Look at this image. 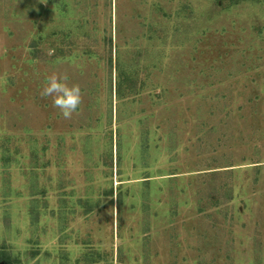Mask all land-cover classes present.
Returning <instances> with one entry per match:
<instances>
[{"label":"rangeland","instance_id":"1","mask_svg":"<svg viewBox=\"0 0 264 264\" xmlns=\"http://www.w3.org/2000/svg\"><path fill=\"white\" fill-rule=\"evenodd\" d=\"M0 264H264V0H0Z\"/></svg>","mask_w":264,"mask_h":264},{"label":"clouds","instance_id":"2","mask_svg":"<svg viewBox=\"0 0 264 264\" xmlns=\"http://www.w3.org/2000/svg\"><path fill=\"white\" fill-rule=\"evenodd\" d=\"M54 50L49 51V55ZM43 98H50L52 106L58 109L59 114L68 119L77 112L82 100L81 88L78 84H69L66 74L52 73L47 76L39 91Z\"/></svg>","mask_w":264,"mask_h":264}]
</instances>
